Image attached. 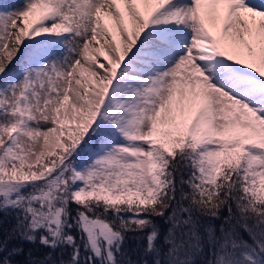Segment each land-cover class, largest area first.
Wrapping results in <instances>:
<instances>
[{
  "label": "snow or ice",
  "instance_id": "1",
  "mask_svg": "<svg viewBox=\"0 0 264 264\" xmlns=\"http://www.w3.org/2000/svg\"><path fill=\"white\" fill-rule=\"evenodd\" d=\"M9 7L0 264H264V2Z\"/></svg>",
  "mask_w": 264,
  "mask_h": 264
},
{
  "label": "trees",
  "instance_id": "2",
  "mask_svg": "<svg viewBox=\"0 0 264 264\" xmlns=\"http://www.w3.org/2000/svg\"><path fill=\"white\" fill-rule=\"evenodd\" d=\"M0 221H3L2 224H0V229H3V228H11L12 224L14 223V220L12 219L11 216L9 217H4L3 214H0ZM3 235V231H0V236ZM135 246V242L134 241H131L129 240L126 244V248L129 249V251ZM24 247L27 249V248H32L34 253L39 255L41 254L42 252L44 251H47V249H43L41 248L38 244L37 245H28V244H25ZM138 258V253H134L133 254V259H137ZM19 259H24V257H20ZM195 264H200V261L199 259H197L195 261Z\"/></svg>",
  "mask_w": 264,
  "mask_h": 264
},
{
  "label": "rangeland",
  "instance_id": "3",
  "mask_svg": "<svg viewBox=\"0 0 264 264\" xmlns=\"http://www.w3.org/2000/svg\"><path fill=\"white\" fill-rule=\"evenodd\" d=\"M8 1L12 2L14 8L21 6V4L23 2V0H8ZM255 2H264V0H255ZM1 3H4L3 0L1 1Z\"/></svg>",
  "mask_w": 264,
  "mask_h": 264
},
{
  "label": "bare ground",
  "instance_id": "4",
  "mask_svg": "<svg viewBox=\"0 0 264 264\" xmlns=\"http://www.w3.org/2000/svg\"><path fill=\"white\" fill-rule=\"evenodd\" d=\"M1 1H2V0H1ZM1 1H0V5H1V6L7 4V5L10 6V7H9V10H14V9H15V8L13 7L12 2H9L8 0H3L4 3H1Z\"/></svg>",
  "mask_w": 264,
  "mask_h": 264
}]
</instances>
